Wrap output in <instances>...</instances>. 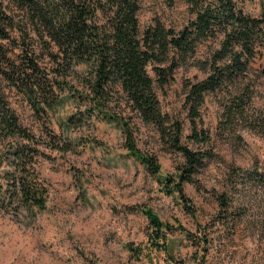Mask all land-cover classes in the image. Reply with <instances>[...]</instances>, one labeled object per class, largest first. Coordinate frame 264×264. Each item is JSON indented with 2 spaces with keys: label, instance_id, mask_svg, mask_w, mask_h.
Masks as SVG:
<instances>
[{
  "label": "rangeland",
  "instance_id": "374dc122",
  "mask_svg": "<svg viewBox=\"0 0 264 264\" xmlns=\"http://www.w3.org/2000/svg\"><path fill=\"white\" fill-rule=\"evenodd\" d=\"M235 2L247 15L264 17V0ZM138 18L143 33L157 21L180 31L194 16L183 0H140ZM38 43L37 62L57 86V103L37 113L0 75V107L10 109L36 139L33 144L19 138L0 140V182L5 183L6 172L13 171L1 162L10 144L25 142L39 150L37 170L49 194L43 210H0V264H264V187L235 190L230 179L234 171H264V133L257 127L264 122V49L246 76L245 84L253 89L246 120L227 123L226 96L220 92L206 96L197 124L199 131L209 134L214 156L195 176V184L182 186L186 202L178 193L168 195L157 177L129 155L114 122L97 115L78 120L81 114H92L88 103L77 97L84 92L85 69L62 75V67ZM218 47V42H205L196 61L211 58ZM11 56L21 62L25 54L14 49ZM192 62L177 69L173 79L156 91L164 113L182 122L183 142L197 149L188 139L192 124L185 106L186 86L207 78L208 71ZM150 74L155 78L151 69ZM117 104L115 98L113 106ZM158 135L153 126L141 125L137 144L157 157L163 177L176 175L184 160L166 151ZM223 194L230 200L226 213L217 200ZM142 209L174 226L176 230L169 233L172 253L151 249L150 226ZM180 226L190 232L191 240L177 229ZM202 239L208 242L206 250ZM130 247L143 254L136 258Z\"/></svg>",
  "mask_w": 264,
  "mask_h": 264
},
{
  "label": "trees",
  "instance_id": "16d2710c",
  "mask_svg": "<svg viewBox=\"0 0 264 264\" xmlns=\"http://www.w3.org/2000/svg\"><path fill=\"white\" fill-rule=\"evenodd\" d=\"M183 1L194 18L182 30L157 21L142 33L140 0H0V75L39 113L52 109L58 97L54 80L37 62L38 41L52 61L62 67V75L84 68V92L77 97L88 103L92 114H81L78 120L97 115L114 122L129 155L157 177L168 195L178 193L189 202L182 186L195 184V176L214 156L209 134L199 131V110L208 94L220 92L227 98V123L246 120L253 98L252 86L245 84L246 76L251 62L264 49V17L247 15L235 0ZM209 41L218 42L219 47L211 58L197 62V50ZM5 42L14 47L10 49ZM14 49L25 54L21 62L11 56ZM191 62L208 71L207 78L186 86L185 106L192 124L188 139L199 146L197 149L183 142L182 122L164 113L156 91L157 86L164 87L173 79L177 69ZM115 98L117 107L113 106ZM141 125L153 126L166 151L181 155L184 161L178 174L163 177L157 157L140 149L136 135ZM257 125L264 133V122ZM17 138L36 143L17 116L1 105L0 140ZM10 146L1 162L13 171L6 172L5 183L0 182V210L17 213L21 209H45L49 193L37 170L39 150L25 142L15 141ZM230 179L235 190L264 187V171H234ZM217 200L226 213L230 209L227 195ZM141 212L149 222L151 249L172 253L169 233L176 230L174 226L149 209ZM177 229L190 240L193 237L185 228ZM206 241H199L205 250ZM130 251L136 258L143 254L137 247H130Z\"/></svg>",
  "mask_w": 264,
  "mask_h": 264
}]
</instances>
